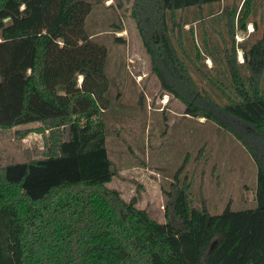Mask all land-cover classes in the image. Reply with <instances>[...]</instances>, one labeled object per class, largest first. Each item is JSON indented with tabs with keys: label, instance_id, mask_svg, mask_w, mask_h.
<instances>
[{
	"label": "trees",
	"instance_id": "trees-1",
	"mask_svg": "<svg viewBox=\"0 0 264 264\" xmlns=\"http://www.w3.org/2000/svg\"><path fill=\"white\" fill-rule=\"evenodd\" d=\"M255 3L132 1L130 17L161 90L186 115L231 134L256 166L255 208L228 204L213 216L193 205L191 183L176 179L161 224L108 187L116 175L106 146L108 49L86 31L92 4L0 0V131L17 140L37 134L44 149L40 159L0 167V264H264V31L238 44L241 65L234 41ZM216 14L229 46L209 75L200 62L217 52L206 29L217 33ZM193 71L210 89L198 86Z\"/></svg>",
	"mask_w": 264,
	"mask_h": 264
},
{
	"label": "rangeland",
	"instance_id": "rangeland-1",
	"mask_svg": "<svg viewBox=\"0 0 264 264\" xmlns=\"http://www.w3.org/2000/svg\"><path fill=\"white\" fill-rule=\"evenodd\" d=\"M87 1L92 8L85 22L86 31L108 49L105 71L112 108L105 113L106 146L116 171L108 187L117 190L127 202L135 199L138 209L148 211L161 224L165 221V192L176 179L190 182L193 205L204 207L213 216L228 204L232 211L255 208L256 166L251 156L231 134L205 119L186 115L184 105L161 90L130 17L133 0ZM119 3L123 6L119 7ZM255 7L245 30L250 33L244 37L246 45L260 39L264 31V0H256ZM213 19L216 23L207 22L214 23L217 33L207 23L206 29L220 55L215 52L211 59L204 52L200 62L203 72L209 75L221 65L223 49L229 46L228 41L225 44L223 21L216 20L217 14ZM118 24L121 31L115 30ZM191 26L194 32L199 31L197 24ZM237 31L236 27L235 35ZM115 37L123 42H116ZM194 40L201 46L198 37L194 36ZM234 41L237 60L241 48L235 36ZM193 76L199 87L210 89L196 71ZM140 94L144 97L142 107L138 105ZM43 154L39 135L32 133L17 140L13 131H0V167L40 159Z\"/></svg>",
	"mask_w": 264,
	"mask_h": 264
},
{
	"label": "built area",
	"instance_id": "built-area-1",
	"mask_svg": "<svg viewBox=\"0 0 264 264\" xmlns=\"http://www.w3.org/2000/svg\"><path fill=\"white\" fill-rule=\"evenodd\" d=\"M237 34L235 35V39H236V45L243 43V41L245 40L244 37H248L249 36V32L246 31H237ZM237 60L238 63L242 64L243 63V52L241 50L237 51ZM81 82V80L79 81V83Z\"/></svg>",
	"mask_w": 264,
	"mask_h": 264
}]
</instances>
